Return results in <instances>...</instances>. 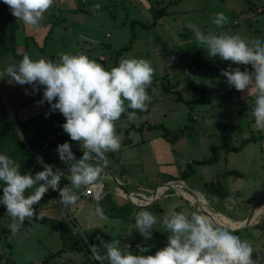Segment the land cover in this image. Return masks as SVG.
Returning <instances> with one entry per match:
<instances>
[{"label":"rangeland","instance_id":"374dc122","mask_svg":"<svg viewBox=\"0 0 264 264\" xmlns=\"http://www.w3.org/2000/svg\"><path fill=\"white\" fill-rule=\"evenodd\" d=\"M70 2L71 4L58 2V5L54 2L52 7L55 10H63L60 19L53 15L48 18L44 15V18L52 23L51 33L47 34L46 46L43 42L38 43L37 47L32 41L27 42L30 48L28 51L30 58L37 60L41 57H49V60L54 58L55 60L52 61H58V53H84L108 70L115 64L119 65L122 58H143L151 61L155 72L152 86L148 89L153 97L149 104L150 107L146 111L137 110L135 120H129L126 116L117 121L116 131L120 128L117 126L130 125L132 122L136 128L143 124L146 126L163 123L167 130V137L173 143L174 148L178 151L179 147L183 146L177 164L172 163L171 167L180 166L181 169H185L190 159L189 170H193V173L187 178H205L210 187L218 185L215 181L218 172L228 168L245 171V177L241 175H230L226 178L220 176L219 185L222 187L225 184L237 203L247 202L252 198L255 200L254 203H261L264 200L262 196L264 192V132H259L253 127L254 118L251 112L256 96L252 97L249 102H243L242 92L234 87L230 88L226 78L219 72L200 65L198 60L215 69L223 66L229 67L231 62L223 61L218 56L209 57L206 50L197 44L194 33L187 26L197 25L205 34L209 32L239 33L248 39L264 40V29L261 30L262 24L264 25V13H260L264 12V0H72ZM97 3L101 5L99 12L87 16L80 14L81 23L88 25L82 26L83 31L86 35L95 38V40L83 42V45V38L76 36L78 24L73 15L70 16L69 9L71 7L92 9V6ZM259 5L262 6L261 11ZM157 8H162L168 13L156 25L149 26L148 24L152 22L157 13ZM221 12L228 17V22L222 28H218L212 20L216 13ZM64 17H70V21L68 22ZM249 17L251 19L247 22ZM79 19L77 21L81 24ZM10 24V19H5V32L8 31ZM68 26L73 27L68 28ZM69 35L71 37H68ZM123 45H129L128 50L122 51L118 58H115L116 50ZM51 54L54 55L50 57ZM101 54L104 55L105 62L98 59ZM0 57L4 58L3 60L10 59V57L13 59L9 54H3ZM18 60L21 58L19 57ZM232 67H237V65L232 64ZM248 67L250 71L253 70L250 65ZM0 85L2 86L1 80ZM2 88L3 86L0 87V93L15 123L23 121L6 103ZM153 88L155 93L152 92ZM168 88L170 91L166 90ZM173 89L177 90V93L173 92ZM43 116L50 121H55L60 118V113L58 110L51 112L50 106L48 109L41 104L40 111H37L32 118L41 119ZM165 127L154 126L150 132L144 129L142 136L162 134ZM244 132L252 134L251 141L244 146V152H232L227 158L221 153L218 155L220 156L219 161L213 164L196 162V159L211 155V144H222L223 142L234 144L235 138L239 139L241 133ZM70 142L72 151L76 149L77 152H82L79 142L72 140ZM222 149L219 148L218 152H222ZM38 160H41L40 157ZM42 170L43 168L38 166L32 173L34 175ZM233 173L237 174V172ZM212 175H214L213 178ZM211 180L214 182L211 183ZM111 184H114L113 181L105 184V189L111 188ZM66 185L71 187L69 181L62 179L60 187L63 188ZM176 187L183 194L191 195L184 185L179 184ZM81 189H74L79 199L76 205L71 207V213L83 233V235H77L81 238V248L71 254L62 253L59 256H52L62 237L59 229L52 227L48 222L24 224L20 233L13 236L8 228L11 217L7 214L6 206L2 204L0 205V264H35L37 262L79 264L77 262L82 261L88 264H100V261L93 258L90 248V245L100 243L97 236L103 237L106 242L120 239L122 246L131 244L130 250L134 254L154 255L157 250L168 243L169 233L162 224L163 216L173 210L183 211L185 214L197 210L174 188L170 187L167 191L171 194L167 197H160L151 206H141L135 201L131 203L124 200L123 203L126 208L128 207V211L121 215L124 209L120 210L114 200V195H112L113 199L106 197L103 202L101 199L104 197L100 201L88 200L80 195ZM32 191L29 189L27 194H31ZM115 193L117 194V191ZM253 194L254 197H251ZM58 195L57 191L49 189L43 199L34 205L35 212L39 215H45L47 212L52 216L60 215L59 220H62L61 211L59 212V209L57 211L60 202ZM174 204L177 205L175 209L172 207ZM98 206L103 210L106 218H101L96 214L95 209ZM141 210L150 211L157 217L150 240H145L137 230L131 229L134 224L133 213ZM222 210L225 211L227 208H222ZM88 219L95 223L94 228L89 229ZM225 220L222 219V221ZM129 230H132L131 235H128ZM70 231L71 229L67 226L66 234H64L66 244H69L76 236ZM249 231L250 229L244 227L233 234L245 239L247 235H251ZM137 245L147 247L149 251L140 253ZM104 264L108 262L104 261Z\"/></svg>","mask_w":264,"mask_h":264},{"label":"clouds","instance_id":"9594fccd","mask_svg":"<svg viewBox=\"0 0 264 264\" xmlns=\"http://www.w3.org/2000/svg\"><path fill=\"white\" fill-rule=\"evenodd\" d=\"M12 15L26 26L36 29L41 26L45 13L55 0H3ZM99 3L92 11L99 12ZM228 22L224 13H216L212 23L222 28ZM194 33L198 45L209 57H219L231 62L221 69L230 88L255 95V105L251 115L253 127L264 132V40L248 39L239 33L220 32L205 34L197 25L187 26ZM21 53L18 52V55ZM232 64L237 65L233 68ZM250 65L241 70L239 66ZM7 75L19 85H32L33 91L43 88V99L50 105V111H59L66 119L63 130L72 141L80 143L83 155L77 159L70 143L57 147L60 160L67 165L68 185L60 187L65 172L53 165L43 164V170L22 174L21 164L6 154H0V182L3 195L0 204L6 206L11 217L8 228L13 236L20 233L26 219L42 218L34 210L49 189L59 193L60 203L66 209L75 206L79 196L75 190L88 189L103 178L109 164L106 153L117 152L121 148L116 122L123 114L129 120L136 119L137 110L146 111L152 102L151 88L154 68L151 61L143 58H122L119 65L106 69L84 53H62L58 61L43 57L33 60L27 53L18 62L9 63ZM3 75V73H0ZM155 93V89H152ZM55 101V102H54ZM132 109V111H128ZM95 161V163H90ZM43 163L42 160H38ZM29 189L33 191L27 194ZM173 209L177 205L172 206ZM96 214L101 218L103 210L98 206ZM134 224L145 240L152 238L157 217L152 212L141 210L133 213ZM167 229L168 243L154 255L134 254L131 244L121 245L120 239L106 242L97 236L98 245H90L93 258L104 264H257L252 259L255 251L252 244L233 234V230L214 221L201 210L188 214L171 211L162 219ZM129 230L128 235H131ZM140 253L149 248L137 245Z\"/></svg>","mask_w":264,"mask_h":264},{"label":"crops","instance_id":"0c3cea01","mask_svg":"<svg viewBox=\"0 0 264 264\" xmlns=\"http://www.w3.org/2000/svg\"><path fill=\"white\" fill-rule=\"evenodd\" d=\"M70 1L72 0H55V5H58L57 4L58 2H67L68 4H71ZM169 1H172V0H169ZM3 4H5L3 0H0V7ZM259 9L261 11L262 6H260ZM69 10L71 12L70 16L73 15V17L76 19V22L78 24V31L76 32V36L83 38L82 44L84 45L83 42L85 41L95 40V38L93 39L92 37L85 34L82 26L86 24H82L81 19H79V18H82L80 14L87 16L91 13L94 14V11H92L90 8L87 9V8H76V7L75 8L71 7V9ZM62 11L63 10L61 9L55 10V8L51 7L45 13V16H47L48 18L49 16L53 15L60 19ZM263 11H264V8H263ZM65 12L67 11L65 10ZM166 13L168 12H163L162 16L158 18L156 24L164 17ZM260 13L263 14L264 12L261 11ZM5 14H8L12 18V20H14L17 23L16 28L14 30V39H15V44H16V51H15L16 59H18L19 57L22 59V53L28 54V51L30 50L29 45L27 44L28 41H32L33 43H35L36 47H37V44L40 42H43V44L46 46L47 38H48L47 34H49L50 27H52V23L49 22L47 18H44L45 21L41 22V26L39 28L33 29V28L26 26L22 21L18 20L14 15H12V12L8 5H7V10L5 11ZM64 19L67 20L68 22L70 21V17L69 18L64 17ZM78 19L81 24L78 23L77 21ZM250 19L251 17L248 18L247 22L250 21ZM56 23H58V21H56ZM69 27H73V26H68V28ZM262 29H264L263 24L261 26V30ZM68 37H71V36L69 35ZM60 38H63V37L60 36ZM18 52L21 54L18 55ZM53 55L54 54H51L50 57H52ZM60 56L61 54L58 53L57 60L60 59ZM3 59L2 57H0V73H3V75H0V80L3 86L2 89L4 90L3 94L6 98V103L8 104L10 108H12L17 113L20 120L22 119L24 121V120L34 117V114L37 111H40L41 103H38V102L43 99V88L41 87L39 91H33L32 85H19V84H16L14 81H11V78L7 75V73L5 72V69L8 66V64L13 63L14 60L11 57L10 59H6V60H3ZM45 59L49 60L50 58L46 57ZM53 59L54 58H52V60ZM98 59L105 62V57L103 54L99 55ZM198 62H201V61L198 60ZM244 67H247L249 69L248 66H244ZM225 68H228V67L225 66ZM2 86L0 85V87ZM166 90L170 91L169 88ZM173 92L177 93V90L173 89ZM252 97H255V95L248 96L246 92H242L241 100L243 102H249V100ZM43 105H45V108L47 106H50L49 104L47 105L46 101L43 103ZM128 111H132V109H129ZM168 111H171V110L168 109ZM126 116L127 114L122 115L120 120H122V118H126ZM60 118L62 119V125H63L66 122V119L61 113H60ZM154 125L155 127H160V126L165 127V125L160 122L155 123L153 125L148 124L146 126L144 124L138 125L137 128L133 122L130 123V125L122 124V125L117 126V127H120L117 131V134L120 135L121 148L117 152L106 153L108 160H109V164L104 170L102 180L99 181L100 183L103 184L104 194L102 197L104 198L111 197V199H113L112 195H114L115 196L114 200L119 205L120 210L121 209L125 210V211L122 210V212L120 211L122 215L128 211L127 209L128 207L127 208L125 207L126 205H124L123 201L127 200L132 203L133 201H136V200L134 199L130 200V199H127L125 197H122L116 194L115 193L116 191L118 192L119 189L121 190V187L117 185L116 181L121 183L123 187L129 193H132V194H136L139 192L148 193V191L158 188L159 185L167 181H174L175 183H178V185L179 184L184 185L185 186L184 188H186V191H188V193L191 192V195L190 194L185 195L181 191H178L175 185H173L172 187H174V189L178 192L180 196H183L185 200L189 201L190 205L196 207L197 210L198 209L201 210L204 214L212 218L214 221H217L221 225L232 229L233 233H237V230L244 228V227L245 229H250L249 234L251 235H247L245 239H247L252 244L255 250L252 254V259L254 261H257V264H264V200L259 204L254 203L255 201L254 198L248 200L247 202L241 201L240 203H237L234 197L231 195V191L227 188V186L225 184L222 185V187L219 185L220 176H225L226 178L230 175H235V176L241 175L242 177H245L246 172L239 170V169L236 170L235 168H228V169H225L224 171L218 172V175L216 176L217 178L215 180L216 183L218 184V187L215 190L208 188L209 187L207 186L208 181H206L205 178L200 177L198 179H191V178L188 179L187 176L193 173V170L191 169L189 170L190 159L187 161V167L185 169L183 168L181 169L180 166L171 167L172 163L174 165L177 164L178 158L181 156V151L183 150L182 149L183 146H180L178 151L174 148L173 143H171V141H169V138L167 137L166 127L164 128V131L162 132V134L155 135V136H150L147 134L146 137L142 136V133H144L143 132L144 129H146L147 132H150V130L152 129V127H154ZM64 133L68 135L66 132ZM251 135L252 134H250L249 132H244V133H241L239 139L235 138L236 142L234 144L225 142L228 146H238V149L237 150L222 149L223 151L218 152V155L222 153V155H225V157L227 158L230 156V153L232 152H239V151L244 152L243 151V149L245 150L244 146L247 143H249L252 139ZM70 141L71 139L69 138L68 143L71 144ZM215 145H219V144H215ZM49 150L52 152V157H55L56 154H58L57 148H51ZM74 151L76 152L77 150L74 149L73 152ZM82 155L78 157V159L81 158ZM208 157L200 158L199 160L206 159ZM219 159H220V156L217 157V160L215 162H218ZM90 163H95V161H90ZM206 164H213V162L206 163ZM57 168L65 172V177L62 179L68 182L67 176L69 173H68L67 166L65 167L59 166ZM178 170H179V173H178ZM185 170L190 171V173H188L185 178L180 177L181 172ZM231 171H236L238 174H235ZM211 177L213 178L214 175H212ZM212 180H211V183L214 182ZM110 181H113L114 184H111L112 185L111 188L105 189V184H107ZM83 189L84 188L82 187V189L80 190V195ZM237 193H239L238 190H237ZM169 194L171 193H168V191L166 190L162 194H159L158 198L152 204L141 205V206H151L155 202H157L160 199V197L162 196L167 197V195ZM248 195H250V193H248ZM81 196L88 200H94L91 198L84 197L83 195ZM262 196L264 197V192ZM251 197H254V194L251 195ZM98 200L100 201V199ZM98 200H95V201H98ZM222 208H227V210L224 211L222 210ZM58 209L60 212L59 206L57 207V211ZM46 210H48V208ZM42 216H46L52 219L59 220L60 215L52 216L51 213L47 212L45 215H42ZM222 219H226V220L222 221ZM87 221H88L87 225L89 226V229L95 227L94 222H92L90 219H88ZM244 221H246V223H244ZM243 223L244 225H242L241 227H237V228L234 227L235 225H240ZM230 224H232V226ZM61 237H62V240L59 243V246L57 247V249L55 250L52 256L54 255L59 256L62 253L71 254L75 252V250L74 251L64 250V251L58 252V250L61 248L63 244L65 245L70 244V242L69 244H66L64 242V239H65L64 235H61ZM77 263L88 264L85 261L77 262ZM35 264H44V263L37 262Z\"/></svg>","mask_w":264,"mask_h":264},{"label":"trees","instance_id":"16d2710c","mask_svg":"<svg viewBox=\"0 0 264 264\" xmlns=\"http://www.w3.org/2000/svg\"><path fill=\"white\" fill-rule=\"evenodd\" d=\"M7 10V5L3 4L0 7V56L3 54H9L13 57L14 62H18L20 60L15 58L16 44L14 39V30L16 28L17 23L12 20V18L5 14ZM164 10L162 8H157V13L154 15V18L149 26H154L162 16ZM5 19H10L11 24L9 26L8 31L5 32ZM147 25V26H148ZM129 45H123L116 50L115 58H118V55L124 51L128 50ZM200 65L205 66L206 68L217 71L221 74V69H226L225 66L221 68H212L210 65L205 64L203 62H199ZM115 64L114 67H116ZM245 68V67H244ZM242 68L241 70H243ZM152 95L151 92H149ZM48 105V102H46ZM150 105L147 106L149 108ZM49 109V106H47ZM124 115V114H123ZM155 126V125H154ZM62 127V119L59 118L55 121H50L45 116L41 119L29 118L24 121H16L13 116L10 114L4 98L0 93V154H6L13 160L19 162L21 164V172L22 174L29 173L30 169L33 167L34 155L41 148L45 146L48 150L43 151L39 154L40 159L44 164L59 166H67L64 164L58 154L55 157H52V152L49 150L51 148H57L58 145L68 142L70 138L69 135L64 133ZM219 148H223L225 150H237L238 146H228L225 142L219 145H211L210 149L212 151L211 155L206 159L196 160L198 163H210L215 162L218 156ZM77 157L81 156L82 152H74ZM43 163H37L34 166V170L36 167L40 166L43 168ZM33 170V172H34ZM236 172V171H231ZM190 173V171H182L180 177L185 178L186 175ZM33 174V173H32ZM238 174V173H237ZM241 174V173H240ZM217 184V183H216ZM210 184H207L209 186ZM213 185V184H212ZM3 182H0V197L3 195ZM218 187V185L213 187H208L209 189H214ZM106 197L104 198V200ZM104 200L101 199V202ZM111 215V214H110ZM113 215V214H112ZM42 218L36 219L33 218L31 220H26L24 224L32 223V222H48L52 227L58 228L61 231V235L66 234L65 230L67 225L64 221H60L57 219H52L46 216L40 215ZM73 237V240L69 245L63 244L58 252L69 250L74 251L82 247L80 244L81 238L80 235Z\"/></svg>","mask_w":264,"mask_h":264},{"label":"built area","instance_id":"2783aa9c","mask_svg":"<svg viewBox=\"0 0 264 264\" xmlns=\"http://www.w3.org/2000/svg\"><path fill=\"white\" fill-rule=\"evenodd\" d=\"M175 184L178 185V183H175L174 181H167V182L159 185L160 187L158 186V188L151 190V191H148V193L139 192L136 194H132V193L127 194L124 191L122 192V190L119 189L117 194L122 196V197H125L127 199H130V200L134 199V200H136L135 202H137L140 205H149V204H152L158 198L159 194H162L164 191H166L167 189H169L170 187H172ZM172 188H174V187H172ZM103 194H104L103 184L100 182H98L94 186H90L88 189L84 188L81 191V195H83L84 197H87V198L94 199V200L101 199ZM58 205H59V208L61 211L62 220L71 229L70 232L74 235H76V234H82L83 235L80 227L78 226L75 218L73 217V214L71 213L72 210L64 208L60 202Z\"/></svg>","mask_w":264,"mask_h":264},{"label":"water","instance_id":"95a60500","mask_svg":"<svg viewBox=\"0 0 264 264\" xmlns=\"http://www.w3.org/2000/svg\"><path fill=\"white\" fill-rule=\"evenodd\" d=\"M46 145H47V142H46L45 146H46ZM45 146H44L43 148H41L37 153H35V155H34L33 167L30 169V173H32L33 170H34V166H35V164H36L37 161H38L39 154H40L41 152H43V151L48 150V148H46ZM116 183H117V185H118L119 187H121V190H122V191H124L125 193L129 194V192L123 187V185H122L121 183H119L118 181H116ZM0 205H2V204H0ZM246 221H247V220H246ZM246 221H244V223H246ZM244 223H243V224H240V225H235L234 227H235V228H237V227H241L242 225H244Z\"/></svg>","mask_w":264,"mask_h":264},{"label":"bare ground","instance_id":"6f19581e","mask_svg":"<svg viewBox=\"0 0 264 264\" xmlns=\"http://www.w3.org/2000/svg\"><path fill=\"white\" fill-rule=\"evenodd\" d=\"M123 192V191H122ZM192 198V197H191ZM232 226V224H230Z\"/></svg>","mask_w":264,"mask_h":264}]
</instances>
